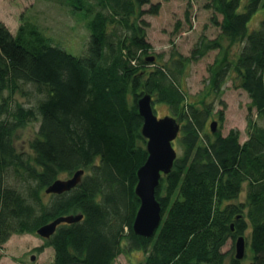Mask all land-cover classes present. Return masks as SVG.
Wrapping results in <instances>:
<instances>
[{"label":"trees","instance_id":"1","mask_svg":"<svg viewBox=\"0 0 264 264\" xmlns=\"http://www.w3.org/2000/svg\"><path fill=\"white\" fill-rule=\"evenodd\" d=\"M66 3L87 19L88 46L79 55L24 14L16 34L0 19V247L14 234L82 214L44 239L55 250L51 264H114L122 253L133 264H243L249 251L250 264H264V0H210L219 34L200 37L191 55L174 49L167 59L152 51L144 18L159 3ZM212 50L205 86L190 95L188 67ZM229 80L251 98L244 140L237 128L212 131L213 120L224 121L215 100L225 104ZM27 84L36 103L13 102ZM146 94L181 123L178 156L156 193L162 223L151 237L133 229L137 172L148 157L138 106ZM30 122L37 131L19 147L17 133ZM80 169L75 187L47 192ZM241 235L246 254L238 259Z\"/></svg>","mask_w":264,"mask_h":264},{"label":"rangeland","instance_id":"2","mask_svg":"<svg viewBox=\"0 0 264 264\" xmlns=\"http://www.w3.org/2000/svg\"><path fill=\"white\" fill-rule=\"evenodd\" d=\"M210 0H153L159 3L160 9L157 14L148 13L144 18L149 21L147 31L148 40L153 46L154 53H162L167 59L172 50L176 49L183 55H191L200 37L215 38L220 29L213 23L214 11L206 6ZM149 7V5L147 6ZM187 11L190 20L186 18ZM29 17L50 36L56 44L67 51L79 55L86 51L88 46L89 30L87 19L66 3V0H0V19L16 34L21 22L22 15ZM260 15V13H257ZM219 20L222 14H217ZM256 20V18H255ZM217 50L210 51L204 57L192 62L187 71V88L190 95L199 94L205 86L208 77V65L212 63ZM30 84L22 85V88L10 99L17 103H36L38 95H26L24 90L33 91ZM221 104L215 100V113L224 110V121L220 124L218 119L217 129L223 134H228L232 128L241 132V139L247 138L246 125L251 98L248 93L233 85L229 80L224 85ZM9 94L4 92V97ZM2 96L0 95V103ZM15 105V104H13ZM155 111L159 117L168 115L167 107L163 103L155 104ZM264 125V117L260 119ZM38 128L37 122H30L17 133V145L25 148L28 141L34 137ZM176 139L175 148L178 147ZM178 150V149H177ZM64 177H67L66 175ZM46 241L38 234L23 233L14 234L0 247V264H51L55 258V250L52 246H44ZM233 241L230 239L224 250L230 249ZM41 247L40 250L37 248ZM35 255V259H32ZM136 259H140L139 253H133ZM250 251L243 260V264H250ZM132 258L127 254H120L114 264H133Z\"/></svg>","mask_w":264,"mask_h":264},{"label":"water","instance_id":"3","mask_svg":"<svg viewBox=\"0 0 264 264\" xmlns=\"http://www.w3.org/2000/svg\"><path fill=\"white\" fill-rule=\"evenodd\" d=\"M149 59L154 60L155 57L152 56ZM138 106L144 119L142 131L147 139L148 157L137 172L136 194L140 199V206L134 219L133 229L138 235L151 237L162 223V206L156 193L163 174L171 172L178 156L174 141L181 131V123L171 115L159 117L150 94L141 97ZM217 125L218 121H212V131L217 130ZM83 174L84 170L80 169L68 179H58L47 188V192L62 193L70 190L81 181ZM82 218V214L60 216L40 227L37 233L42 237L49 238L61 223H73ZM245 254L246 241L245 237L241 235L236 243V257L243 259ZM32 259H35V255L32 256Z\"/></svg>","mask_w":264,"mask_h":264}]
</instances>
